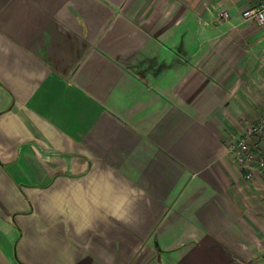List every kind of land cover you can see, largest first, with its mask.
<instances>
[{
  "label": "crops",
  "instance_id": "crops-1",
  "mask_svg": "<svg viewBox=\"0 0 264 264\" xmlns=\"http://www.w3.org/2000/svg\"><path fill=\"white\" fill-rule=\"evenodd\" d=\"M257 1L0 0V264H264V172L227 151L264 115ZM108 167L128 223L41 211Z\"/></svg>",
  "mask_w": 264,
  "mask_h": 264
},
{
  "label": "clouds",
  "instance_id": "clouds-1",
  "mask_svg": "<svg viewBox=\"0 0 264 264\" xmlns=\"http://www.w3.org/2000/svg\"><path fill=\"white\" fill-rule=\"evenodd\" d=\"M142 190L124 183L108 167L86 182L56 187L46 193L41 211L71 228L77 236L97 232L111 220L128 223Z\"/></svg>",
  "mask_w": 264,
  "mask_h": 264
},
{
  "label": "built area",
  "instance_id": "built-area-1",
  "mask_svg": "<svg viewBox=\"0 0 264 264\" xmlns=\"http://www.w3.org/2000/svg\"><path fill=\"white\" fill-rule=\"evenodd\" d=\"M219 16L229 18V13L222 8ZM244 20H252L264 25V0H258L254 5L246 6L240 11ZM227 151L243 171L245 179L249 180L254 171L264 172V115L248 124L235 138L227 143Z\"/></svg>",
  "mask_w": 264,
  "mask_h": 264
}]
</instances>
